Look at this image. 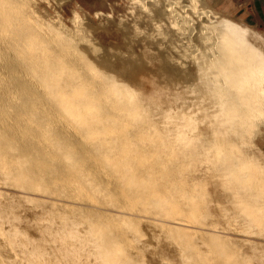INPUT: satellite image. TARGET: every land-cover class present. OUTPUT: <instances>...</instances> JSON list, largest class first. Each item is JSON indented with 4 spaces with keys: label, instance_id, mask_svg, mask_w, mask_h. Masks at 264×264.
Returning a JSON list of instances; mask_svg holds the SVG:
<instances>
[{
    "label": "bare ground",
    "instance_id": "obj_1",
    "mask_svg": "<svg viewBox=\"0 0 264 264\" xmlns=\"http://www.w3.org/2000/svg\"><path fill=\"white\" fill-rule=\"evenodd\" d=\"M210 2L143 0L132 30L137 52L106 46L82 25L47 23L26 0H0V183L73 198L99 194L156 215L129 218L140 222L131 237L105 223V211L66 204L71 211L57 212L51 200L0 191V264H193L164 230L190 225L170 219L186 210L220 219L223 226L203 227L223 239L220 250L264 264V221L250 208L263 196L256 179L264 170L248 166L254 156L264 165V32ZM117 124L132 128L111 126L109 142L94 140L95 129ZM162 128H174L168 143ZM146 134L156 143L145 144ZM171 138L194 145L185 157L207 156L222 180L219 209L208 201L198 210L185 203V189L171 186L177 170L167 159L176 150H164ZM149 177L160 187L128 189ZM215 258L228 264L225 255Z\"/></svg>",
    "mask_w": 264,
    "mask_h": 264
},
{
    "label": "rangeland",
    "instance_id": "obj_2",
    "mask_svg": "<svg viewBox=\"0 0 264 264\" xmlns=\"http://www.w3.org/2000/svg\"><path fill=\"white\" fill-rule=\"evenodd\" d=\"M221 1H225L226 4L225 9L222 10L223 12L235 16L238 20H244L253 28L264 32V24L257 22V20L251 19L250 15L246 16V9L239 8L242 4L238 0H212V3H210L212 5L214 4L213 6L215 8L220 9L215 5L219 4V2ZM26 2L28 8L33 11V14L39 17L43 16L42 20L47 23L53 24L54 20L61 19L62 22L69 27L82 25L87 28L94 36L98 37L100 41L106 46L114 45L116 47H120L122 50H128L130 49V46H132V50H135L137 52H140L141 50L139 44L134 42V35L132 33V30L136 26L134 18L137 14V7L140 3L143 2V0H26ZM125 25H128V29L125 28ZM129 33L130 36L126 37ZM11 115L12 113L10 114V116ZM84 115L87 116V114ZM67 117L73 118L72 115H67ZM111 126H120L117 127L118 130H120L119 128H132L131 125L128 124L106 125L103 127L101 126L94 130L97 134V137H95L94 140L96 141V139L98 138L100 140H103L102 143L109 142L110 140L106 137V135H111V131H117L116 128H112ZM147 128V132L149 134H156V129H154V127L148 126ZM74 130L77 132L80 131V129L78 128H75ZM205 130V126H202L200 128V132H204ZM162 131L165 133L167 132L168 143L170 141L168 136L172 135L175 132L174 128H162ZM120 133L121 132H118V134ZM148 136V134L142 136L141 140L145 141V144H155L156 140L153 138L154 136ZM100 140L98 141L100 144H102ZM119 141L123 140L119 139ZM187 147L194 148V145H188L185 140H179L175 143L174 138H171V142L164 149L168 151L176 150V153L169 155L168 157L170 158L167 159L168 164L170 166H173L175 170H177L172 171L171 173V175L175 177V179L170 180L171 186L175 188L176 185H178L177 187H180L179 190L185 189V192L187 194V198H183L185 203L187 201V204H193L198 208V210H203L202 208H206V202L208 201H213L219 209L222 199L220 198L217 183L218 181L220 182L222 180L218 178V175H216L213 168L209 163H207V156L198 155L193 159L185 157L183 153ZM260 147L264 149V141L262 142V145ZM148 149H150L151 151L156 150V148L152 146H150V148H146V150ZM236 149L241 150L239 151V155L243 156V160L248 158L243 147H237L233 150ZM133 157L138 159L139 153L137 155H134ZM143 157L152 159L151 156ZM256 158L257 156L250 157L248 160V166L255 165L260 170H264V165L256 162ZM183 159L189 160L183 165ZM148 175L151 174L149 173ZM96 180L97 178L93 177L91 179L83 181L82 184L86 188L94 185ZM256 181L259 184H264V174L257 178ZM158 183L159 179L155 177H149L145 182L138 184L136 183L133 186H130L128 189L130 191L137 192V194H141V191L146 189L147 193L148 189L159 188L160 186L157 185ZM109 186L112 187V185ZM262 189L264 191V188ZM0 191H11L25 196H32L33 198L51 200L56 204L55 208L57 212L71 211L72 208L82 207H89L105 211L106 215L104 216L108 219V221H106L105 223L116 226L117 228L123 229L124 231H129V233L132 234L131 237H133L134 234H137L136 231L138 228H140V222L131 220L129 218L155 220L154 217L156 216L152 212H143L119 207V204H117L116 202L108 204L101 199V196H99V194L97 198H73L65 197L58 193H47L45 192V190L35 187L28 189L20 188L12 184L1 183ZM173 193H175V191H173ZM177 194L181 195L180 192H178ZM240 197L244 201L251 198L245 197V194H242ZM257 199L258 200L256 205L252 204L250 208L254 209L255 207H257V210L253 212V216L256 217V220L261 222V220L264 221V192L262 198ZM66 204H72V208ZM187 204H184V206H186ZM139 205L140 207H142V204ZM243 206L247 205L243 204ZM260 208L263 210H261ZM197 214L193 211L186 210L182 213H176V215L170 217V219L172 220H180V218L189 220L190 225L181 226L184 227V229L179 230L176 233L174 232L175 230L164 227V230H166L167 234L174 233L172 237L175 241V244L177 245V247L184 248L187 251L185 252L183 250V253L184 255L187 253L192 257L191 262L193 264H201L202 262H204V260H208V263L212 264L213 262H215V257H217V255H220L221 257L222 255H225L228 264H249V262L246 260V258H244L243 254L240 251H236L232 248H230L226 252H223L222 249L220 250L223 239L213 238L211 235V233L213 232L205 229L206 227L212 228L213 225L223 226L224 224L220 221V219L215 218V220L212 219L207 222L203 218H200L199 215L202 214L201 212ZM170 223L171 222H164L163 224ZM236 228L237 227L234 224L232 225V229L230 230ZM127 240L128 239H126V241ZM128 242L130 246H133L135 244L132 238H130Z\"/></svg>",
    "mask_w": 264,
    "mask_h": 264
},
{
    "label": "crops",
    "instance_id": "obj_3",
    "mask_svg": "<svg viewBox=\"0 0 264 264\" xmlns=\"http://www.w3.org/2000/svg\"><path fill=\"white\" fill-rule=\"evenodd\" d=\"M210 1L212 3V0ZM238 1L242 4L239 8L246 9V16L250 15L251 19L257 20V22L264 24V0H238ZM215 6L224 10L226 7V4H225V1L224 2L221 1L219 2V4Z\"/></svg>",
    "mask_w": 264,
    "mask_h": 264
}]
</instances>
